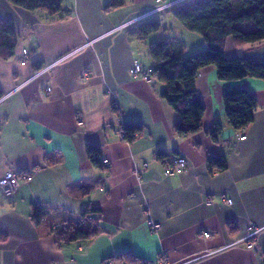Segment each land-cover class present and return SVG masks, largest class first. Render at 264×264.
Masks as SVG:
<instances>
[{
  "label": "crops",
  "instance_id": "obj_1",
  "mask_svg": "<svg viewBox=\"0 0 264 264\" xmlns=\"http://www.w3.org/2000/svg\"><path fill=\"white\" fill-rule=\"evenodd\" d=\"M109 1L64 0L60 13L48 15L0 0V21L18 35L13 55L0 58V179L19 171L31 177L11 195L0 189V264H262L264 81H222L214 66L200 69L202 128L177 136L178 115L160 97L163 86L155 77H132L131 69H149V44L173 38L141 39L138 24L189 0H130L105 9ZM185 40L184 54L205 46L202 37L189 39V49ZM261 45L238 47L227 37L224 56L243 57ZM40 69L47 70L35 77ZM231 88L256 100L254 119L241 131L224 113L222 96ZM129 122L143 125L132 142L120 130ZM215 123L222 126L217 141L207 133ZM87 145L100 149L98 166ZM158 151L185 158L187 168L166 177ZM221 155L226 168L210 171L208 159ZM34 205L56 221L97 208L102 232L57 244L33 223ZM148 221L160 227L150 230ZM249 226L258 229L254 249L244 239Z\"/></svg>",
  "mask_w": 264,
  "mask_h": 264
},
{
  "label": "trees",
  "instance_id": "obj_2",
  "mask_svg": "<svg viewBox=\"0 0 264 264\" xmlns=\"http://www.w3.org/2000/svg\"><path fill=\"white\" fill-rule=\"evenodd\" d=\"M130 0H110L105 9L124 6ZM15 6L28 11L37 9L48 15L61 12L64 0H8ZM168 12L188 31L202 37L205 46L184 54L183 42L174 38L153 41L149 44L148 56L151 60V75L163 86L160 97L177 113L178 120L173 126L177 136H186L202 128L204 106L196 96L195 80L200 69L214 66L217 78L234 81L245 77L264 81V59L245 57L225 58L224 42L230 37L235 46L264 44V0H189L168 8ZM250 23L253 30L245 32L239 25ZM161 24L155 17L141 21L135 28L136 35L145 39L160 30ZM17 32L11 23L0 21V58L13 55L17 43ZM2 93L0 92V98ZM224 113L232 129L241 131L254 119L255 98L245 89L231 88L222 96ZM113 110L116 106L112 105ZM122 137L132 142L142 132L143 125L137 122L123 123L120 126ZM222 126L215 123L207 131L213 141H217ZM88 159L94 166L99 165L100 149L86 146ZM163 163L167 155L156 153ZM210 171H223L226 168L224 156L211 157L207 161ZM25 174L24 171L17 175ZM31 219L37 226L43 224L55 236L57 244L85 241L102 232L99 209L85 207L76 218L56 221L48 212L34 205ZM264 256V255H263ZM264 264V258L263 263Z\"/></svg>",
  "mask_w": 264,
  "mask_h": 264
},
{
  "label": "built area",
  "instance_id": "obj_3",
  "mask_svg": "<svg viewBox=\"0 0 264 264\" xmlns=\"http://www.w3.org/2000/svg\"><path fill=\"white\" fill-rule=\"evenodd\" d=\"M170 5H165V6H161L158 7L157 9H155L154 12L163 10V9H167ZM23 55L26 56L27 55V51H23ZM25 61H22L21 64H24ZM47 69H40L36 75L39 76L41 73L45 72ZM131 75L134 78H140L144 81H151L152 79V75H151V70L150 68L147 70H143L141 65L138 63H135L134 66L131 69ZM50 88L46 89V92H49ZM245 139V137L240 138V140ZM106 162V161H104ZM144 167H146V164L144 165ZM187 168V161L185 158L180 157V156H172L170 158H168L166 160V162L163 165V172L164 175L166 177H171L174 175H178L180 173H182L183 171H185V169ZM31 177H29V175L23 174V175H17L15 173L12 172H8L4 175V177L2 179H0V189L2 191V193L4 195H11L15 190H17L22 184L30 181ZM226 203L230 204L231 200H226ZM207 203H211L210 200L207 201ZM148 227L150 228V230H156L160 227V225L158 223H153L152 221H148L147 223ZM248 233L246 235V237L244 238L247 242V247L254 249L255 248V243L252 241L254 235L258 232V229L253 228L252 226H249L247 228ZM204 238H209L210 235L208 233H204L202 235ZM143 264H154L152 262H145ZM160 264H167L165 261L161 260Z\"/></svg>",
  "mask_w": 264,
  "mask_h": 264
},
{
  "label": "rangeland",
  "instance_id": "obj_4",
  "mask_svg": "<svg viewBox=\"0 0 264 264\" xmlns=\"http://www.w3.org/2000/svg\"><path fill=\"white\" fill-rule=\"evenodd\" d=\"M168 15V16H167ZM156 19L163 24V22H161L160 20L165 21H169L168 24H163L162 28L158 31L155 32L154 35H164V37H173V38H177V40L180 39V41H184V38L186 37V45L188 47V49L190 48L191 44L189 39H201V36L188 31L179 21H177L170 13L168 14L167 12H163V14L156 16ZM239 28L245 32H249L251 30H253V25L250 23H245L242 25H239ZM185 36V37H183ZM184 45V42H183ZM246 46V45H244ZM186 47V46H185ZM198 50V49H197ZM195 50V51H197ZM193 51V52H195ZM191 53H186V54H192Z\"/></svg>",
  "mask_w": 264,
  "mask_h": 264
},
{
  "label": "water",
  "instance_id": "obj_5",
  "mask_svg": "<svg viewBox=\"0 0 264 264\" xmlns=\"http://www.w3.org/2000/svg\"><path fill=\"white\" fill-rule=\"evenodd\" d=\"M243 57L247 59H264V45L246 51Z\"/></svg>",
  "mask_w": 264,
  "mask_h": 264
}]
</instances>
